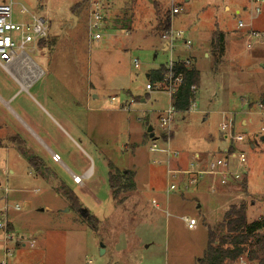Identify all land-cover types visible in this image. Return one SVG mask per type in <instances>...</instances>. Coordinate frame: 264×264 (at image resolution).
<instances>
[{"label": "rangeland", "instance_id": "374dc122", "mask_svg": "<svg viewBox=\"0 0 264 264\" xmlns=\"http://www.w3.org/2000/svg\"><path fill=\"white\" fill-rule=\"evenodd\" d=\"M14 1L20 20L27 19L18 15L21 5L30 10L46 1L52 24L48 44L35 51L26 45L31 59L14 60L26 83L34 80L31 71L42 70L32 86L20 89L0 67V209L12 225L9 256L0 229V264H198L208 228L230 204L245 202L249 221L264 216V139L254 136L264 125V0H101V38L92 40L84 1L79 14L70 12L78 0ZM172 6L179 12L171 14ZM166 14L173 31L183 32L171 52L162 50L157 27ZM214 34L223 36L222 55L213 52ZM189 52L200 84L194 105L174 114L169 145L179 155L151 152L149 126L158 146H166L158 117L171 97L162 88L147 90L146 73ZM229 121L233 134L249 136L237 144L247 160L246 190L238 182L212 191L205 176L198 187H184L167 174L175 160L189 167L195 153L219 154L230 144L220 124ZM12 136L47 169L36 173ZM127 170L133 188L112 197L108 173L117 178ZM171 181L177 187L168 191ZM21 236L34 246L14 243Z\"/></svg>", "mask_w": 264, "mask_h": 264}, {"label": "built area", "instance_id": "2783aa9c", "mask_svg": "<svg viewBox=\"0 0 264 264\" xmlns=\"http://www.w3.org/2000/svg\"><path fill=\"white\" fill-rule=\"evenodd\" d=\"M24 8L21 12H25ZM259 9H256L258 12ZM179 12L177 6L171 7V14H176ZM86 17L88 25V35L89 39H99L101 38V33L99 31L100 26L103 23L105 12L101 0H87L86 2ZM242 23H239L241 26ZM48 26L46 21L39 16H32L31 21L28 23L16 22L13 20V9L10 3H0V67L7 69L8 66L17 58L18 55L24 53L27 43L36 42L40 39L47 37ZM253 36H258V33L252 32ZM183 32L181 30L173 31L167 29L162 34V40L168 44V50L172 51V45L175 39H181ZM184 44L188 46L190 44L189 40H183ZM184 63L188 65L189 61L185 60ZM174 61L171 59L165 64L167 68V74L161 81L148 82L146 84L147 90H152L153 88H163L168 91L171 97L170 106L162 112L158 117L159 124L163 128L162 136H165L164 140L162 136L160 139L166 143V146L159 147L156 139L152 140V144L149 146L151 152L159 151L164 153L166 156H178L179 152L170 150V132L172 131V122L175 112H177L172 105V96L176 91L177 86L182 82L181 74H174L172 71ZM138 62L134 61V67H138ZM191 89L195 92L196 87L191 86ZM194 105V102L191 106ZM190 106V107H191ZM259 107L263 110L262 115H264V105L259 104ZM222 130H229L225 137L229 139V146L223 149L221 154L209 156L207 158L201 157L198 154L193 155L192 160L189 163V167L186 168H169L167 174L176 178L179 183L181 177L186 179L187 184L195 185L197 184L203 176L212 179L214 187L211 188L215 191L217 186H229L234 183L242 182L247 174V160L243 149L239 148L237 144H242L244 141L247 142L249 136L241 134H233L231 121L229 123L222 122L220 124ZM256 138H261L264 136V125L260 129V133L254 134ZM244 144V143H243ZM51 158L53 161H60L59 155L52 152ZM72 179L77 184H82V177L77 175H72ZM177 183L174 181L169 182L168 191L176 189ZM158 206V205H156ZM15 210H19V205H14ZM186 224L190 227L193 226L194 221L189 218H184ZM0 229L3 230V246L6 256L11 254V249L8 247V242L11 241L12 235L8 229V221L5 219L4 210L0 209ZM25 246L27 242L29 246H34V241H24V238L17 237L15 242ZM238 264H246L244 258H239ZM249 264H252L249 262Z\"/></svg>", "mask_w": 264, "mask_h": 264}, {"label": "trees", "instance_id": "16d2710c", "mask_svg": "<svg viewBox=\"0 0 264 264\" xmlns=\"http://www.w3.org/2000/svg\"><path fill=\"white\" fill-rule=\"evenodd\" d=\"M83 1L87 2V0ZM80 3L74 4L71 11L79 14ZM157 27L160 31L169 29V14L163 17ZM214 35L212 46L215 50L213 52L222 55L224 50L223 36ZM172 71L174 74H181L182 77V82L177 86L172 96V105L177 112L188 111L195 98V92L191 89V86L198 89L200 84L199 71L195 67L186 65L184 61L174 62ZM166 74L167 68L164 64H161L158 68L149 72L148 80L152 83L161 81ZM260 104L264 105V94L260 97ZM10 141L16 143L19 152L28 157V163L36 173L40 171L41 167L45 171L46 167L42 158L34 154H27L22 148L23 141L19 136H12ZM131 176L132 172L129 170L122 172L117 178L111 171L108 173V183L112 197L133 188L132 183L128 181ZM123 180L125 182L122 183ZM240 184L246 190V181L243 180ZM65 195L70 201L76 202L74 201L76 199L75 195L71 191H66ZM87 217L90 222L94 219L89 214H87ZM8 229L11 230L10 224ZM241 257L252 264H264V216L249 221L245 202L230 204L224 212L222 220L214 227L208 228L207 245L203 255L197 259V263L235 264Z\"/></svg>", "mask_w": 264, "mask_h": 264}, {"label": "crops", "instance_id": "0c3cea01", "mask_svg": "<svg viewBox=\"0 0 264 264\" xmlns=\"http://www.w3.org/2000/svg\"><path fill=\"white\" fill-rule=\"evenodd\" d=\"M81 0H78L77 2H80ZM151 1V0H150ZM77 2H75L74 4H76ZM0 3H10L11 5H12V7H13V5L14 4H16L15 3V1L14 0H0ZM137 3V2H136ZM46 1L44 2V3H41V4H39L38 6H36V8H31L30 10H28L25 6H23V5H21L20 7H19V9H18V15H27V19H24V20H20V19H16L15 18V14H14V11H13V20L14 21H16V22H23V23H28V22H30L31 21V17L32 16H39V17H42L45 21H46V23H47V26H48V33H47V37H45V38H43V39H40V40H38V41H36V42H30V43H27V45L29 46V49H30V51H35V50H39V48H38V45H40V44H43V43H47L48 44V42H49V40H50V34H49V28L51 27V20H49V16H50V13L52 12V10H51V8H48L46 5ZM73 4V5H74ZM86 4V3H85ZM72 5V6H73ZM126 5H127V3H126ZM46 6V7H45ZM71 6V7H72ZM71 7H70V12H72L71 11ZM22 8H24L26 11L25 12H21V9ZM85 10H86V6H85ZM106 11V13H107V9L105 10ZM41 14H44L45 16H42ZM86 15V14H85ZM106 15V14H105ZM73 15L71 14V17H72ZM76 19L77 18H74L73 17V24H70V27L71 26H73L74 24H75V21H76ZM172 20V19H171ZM171 20H170V25H171ZM104 24V23H103ZM67 25H69L68 23H67ZM184 40H186V39H184ZM161 41H162V43H161V45H162V50L163 51H167L168 50V44H167V46H166V42L164 41V40H162V38H161ZM210 44H211V41H210ZM23 55H24V57H23ZM205 56H206V54H205ZM177 59H172L174 62H177V61H185L186 59L188 60H190L191 61V65L190 66H192V67H195L196 68V66H195V57L194 56H192V52H189L188 53V56H185V57H180V55H177ZM20 58V59H19ZM19 58L18 59H16L15 61H17L18 63H16V64H19V62H23V60H28V59H31L28 55H26L25 53H22V54H20V56H19ZM15 61H13L9 66H8V68L7 69H4L10 76H11V78L13 79V81L15 82V84H18L19 86H20V89H23V90H25V89H28L30 86H32L33 84H34V82L36 81V80H38L39 78H40V76L42 75V70H39V71H35V70H33V71H31L30 72V76L31 77H34V80L33 81H31V82H28V83H26V82H24V81H22L20 78H19V76L13 71V68H14V66H16V64L14 63ZM161 64V63H160ZM165 65V64H164ZM153 70V69H152ZM151 71V70H150ZM150 71H148L147 73H146V77L148 78L149 77V72ZM146 86V85H145ZM198 89H199V87H198ZM162 90H164L163 88H162ZM198 91V90H197ZM97 98V97H96ZM143 101V100H142ZM124 109V108H123ZM249 120L251 121V118H249ZM241 124L242 125H247V123H246V121H241ZM149 135V134H148ZM152 140H154V139H156V138H151ZM227 146H229V144H227L223 149H225V148H227ZM223 149L220 151V153L223 151ZM219 153V154H220ZM195 154H198V153H195ZM194 154V155H195ZM199 156H201V157H204V158H207V157H209V156H215V154H209V153H207V152H203V153H200V154H198ZM159 156V158H161L162 156H163V154H161V155H158ZM193 157V156H192ZM182 160V162H180L179 160H175L174 161V163L177 165V168H186L187 167V162L185 163L184 161H183V159H181ZM158 161H160L159 159H158ZM191 161V160H190ZM168 164H169V161H168ZM170 167H168V169H169ZM87 174V173H86ZM85 176V175H84ZM209 179V178H208ZM212 183L210 184V188H212V187H214V183H213V180L212 179H209ZM209 181V182H210ZM179 182H181V184H184V185H186V186H184V187H189V185H187V182H186V179L184 178V177H181V179H180V181ZM200 184V182H198V184H196L195 185V187H198V185ZM229 186H232V185H229ZM217 187H220V186H217ZM216 187V188H217ZM186 189V188H185ZM216 190V189H215ZM222 190V189H221ZM155 206L157 205V204H154ZM166 213H168V211H166ZM185 218V217H184ZM222 220V219H221ZM185 221V220H184ZM11 224V223H10ZM12 226V225H11Z\"/></svg>", "mask_w": 264, "mask_h": 264}, {"label": "water", "instance_id": "95a60500", "mask_svg": "<svg viewBox=\"0 0 264 264\" xmlns=\"http://www.w3.org/2000/svg\"><path fill=\"white\" fill-rule=\"evenodd\" d=\"M166 46H167V43H166ZM147 132L149 134V137L153 138L154 134H153V128L151 126L148 127ZM262 139H263V137H261V140ZM83 213H86L85 210L83 211ZM101 247H102V244H101ZM103 251H104L103 248H101V252H103Z\"/></svg>", "mask_w": 264, "mask_h": 264}]
</instances>
